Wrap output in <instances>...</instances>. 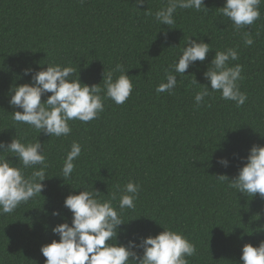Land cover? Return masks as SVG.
I'll return each instance as SVG.
<instances>
[{"label":"trees","instance_id":"trees-1","mask_svg":"<svg viewBox=\"0 0 264 264\" xmlns=\"http://www.w3.org/2000/svg\"><path fill=\"white\" fill-rule=\"evenodd\" d=\"M204 3L208 11L177 9L169 30L154 20L167 0H146L138 9L135 0H0V141L35 142L39 136L13 121L8 102L13 85L30 81L19 78L25 68L71 66L77 69L74 78L79 75L82 83L103 88L104 70L119 63L133 84L124 104L105 99L97 119L70 121L67 137H38L49 180L41 196L13 214L0 215V264H44L41 247L58 240L51 228L65 218L71 223V213L63 207L69 194L94 188L106 201L116 193L117 206L130 181L140 185V192L135 208L122 214L130 222L122 226L127 235H120L121 243L133 234L156 236L171 229L196 245L189 264H240L243 245L264 240V199L247 198L216 179L238 175L243 164L234 153L246 157L253 145L264 146V3L260 19L243 30L251 34L252 46H245L243 31H235L220 15L225 0ZM189 38L211 46L205 62L185 73L201 85L208 84L203 73L216 51L238 50L232 66H243V106L222 99L218 91L197 106L200 86L192 83L193 76H178L171 95L156 93L166 82L165 69L178 61ZM74 141L82 154L74 161L71 179L63 180V161ZM220 158H227L229 167L218 164ZM53 210L61 216H52Z\"/></svg>","mask_w":264,"mask_h":264},{"label":"clouds","instance_id":"clouds-1","mask_svg":"<svg viewBox=\"0 0 264 264\" xmlns=\"http://www.w3.org/2000/svg\"><path fill=\"white\" fill-rule=\"evenodd\" d=\"M145 2L135 0L137 9ZM262 3L264 0H225L218 11L233 23L235 31L241 32L260 19ZM177 9L208 11L204 0H167L166 6L155 12L154 20L171 30V26L175 25ZM147 15H152L150 10H147ZM162 34L167 37L166 31ZM243 43L245 46L254 43L247 31H243ZM210 52L209 43L189 38L178 61L165 69L166 82L156 87V93L171 95L177 87L178 76H193L192 83L200 86V91L195 94L197 106L217 91L222 99L234 102L237 107L243 106L247 100V94L240 90L239 84L244 79L243 66H232V62L239 59L237 49L215 52L203 73L207 85L199 84L194 75H185L196 62H205ZM76 75V68L59 64L47 65L46 69L39 71L31 67L23 69L19 78L31 77L30 81L13 85L9 90L8 102L14 109L11 114L13 121L35 130L39 133L38 137H67L72 132L70 121H93L104 111L105 99L122 105L133 92V84L124 66L119 63L109 71L104 70L103 88L100 84H84L79 75L78 79L74 78ZM38 137L35 142H22L21 138L15 137L10 142L0 141V215L13 214L22 204L41 196L46 188L44 182L49 180V165L44 144ZM5 154L11 156L6 157ZM81 154L82 146L72 142L61 169L63 180L71 179L76 167L74 161ZM233 157L243 164L238 169V175L232 179L227 175H218L216 179L221 183L227 182L229 189L247 198L258 195L264 199V146L253 145L246 157H239L236 153ZM11 158L22 167L15 165ZM217 163L224 168L229 167L227 158H220ZM28 169H33L30 175L26 174ZM74 192L63 203V207L71 213V223L65 218V222L52 227V234L58 240L53 239L40 249L46 258L44 264H189L188 258L197 255L196 245L182 233L171 229L163 228L156 236L137 237L133 234L125 243L119 242L120 235H127L126 228L122 226L130 222L126 223L122 214L126 209L135 208L139 184L127 183L119 195L117 206L113 205V201L117 200L116 193H112L109 200L101 201L100 192L94 188L92 191ZM51 215L61 216V213L53 210ZM240 264H264V240L256 246L244 244Z\"/></svg>","mask_w":264,"mask_h":264}]
</instances>
